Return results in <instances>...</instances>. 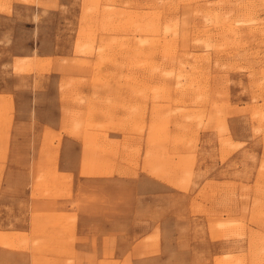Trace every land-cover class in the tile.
Instances as JSON below:
<instances>
[{
  "label": "rangeland",
  "instance_id": "obj_1",
  "mask_svg": "<svg viewBox=\"0 0 264 264\" xmlns=\"http://www.w3.org/2000/svg\"><path fill=\"white\" fill-rule=\"evenodd\" d=\"M0 264H264V0H0Z\"/></svg>",
  "mask_w": 264,
  "mask_h": 264
},
{
  "label": "crops",
  "instance_id": "obj_2",
  "mask_svg": "<svg viewBox=\"0 0 264 264\" xmlns=\"http://www.w3.org/2000/svg\"><path fill=\"white\" fill-rule=\"evenodd\" d=\"M51 88V87H50ZM56 90L55 91H49V92H54L56 93L57 95L55 97H52L50 98L52 101L49 103V105H45L44 104V98L46 97V94L48 92H43V91H39L37 93L38 95V103H39V106H38V111H39V114H40V120H41V127L43 128H51L52 130H54L55 132H61V129L63 128V123H64V114H63V109H62V106H63V102L61 101V94H62V91H60V87L59 85L56 86L55 88ZM45 96V97H44ZM18 104V103H17ZM44 105V106H43ZM53 105V106H52ZM18 106H20L18 104ZM44 107V108H43ZM46 111V114L44 113L43 115V112ZM18 115V114H17ZM17 119H19V115L17 117ZM43 134V132H42ZM63 139H62V150H61V154H60V165H59V171L61 173H71L73 174V178L75 179V174L76 172L79 173L80 171V162H78V159H79V156L81 154V151H82V144L80 142V140H77L75 137H70L68 136L67 134H63ZM109 137L113 138V137H117L116 135L110 133ZM17 142V138L15 136H13V138H11L10 140V143L11 145L16 143ZM10 145V146H11ZM16 154V151L12 150L10 152V155L8 156V159L12 160V158L15 156ZM7 170H10V173H15L16 172V167L15 165H12L11 168H8ZM140 180H135V179H132V178H124V181L129 184H136V183H140V184H143L144 182H158L156 181V179H154V177H148L147 174H141L140 176ZM83 179H85L86 181H90L92 179H98V180H101V179H104V178H88V177H83ZM82 179V180H83ZM76 183V181H75ZM75 187V185H74ZM163 196L164 194H162V192L160 191H155L153 194H152V197H147L148 195H145L146 197H142V199L146 198L147 200L148 199H151V200H154V199H158L159 197ZM66 202V201H72L70 199V197H66V198H61L59 199V202ZM143 205V204H142ZM159 209V207H157ZM71 211L70 208L68 209V212ZM138 211V209H137ZM136 211V212H137ZM127 216L129 217H134L135 216V213L133 212V210L130 212V214H128ZM96 222L94 223V226L90 225V222ZM102 221V216H97V215H91V216H82V215H79V217L77 218V224H76V227H75V232H76V237L78 238H85L87 235H92V232L91 230L94 229V235L98 234V229L99 228H95L96 225H100V223H98ZM92 226V227H91ZM144 226V225H143ZM149 232V228H144V227H138L137 229H132V232ZM100 244V247L99 249L102 250V243L99 242ZM75 249L76 250H79V251H87V250H92V245L89 244V242H85V243H82L80 241L76 242L75 243ZM138 259H148V258H138ZM137 259V260H138ZM145 262V261H144ZM144 262H141V263H144Z\"/></svg>",
  "mask_w": 264,
  "mask_h": 264
},
{
  "label": "bare ground",
  "instance_id": "obj_3",
  "mask_svg": "<svg viewBox=\"0 0 264 264\" xmlns=\"http://www.w3.org/2000/svg\"><path fill=\"white\" fill-rule=\"evenodd\" d=\"M253 29H254V27H253ZM238 34V33H237ZM63 211V210H62ZM48 213V212H47ZM209 263V262H208Z\"/></svg>",
  "mask_w": 264,
  "mask_h": 264
}]
</instances>
